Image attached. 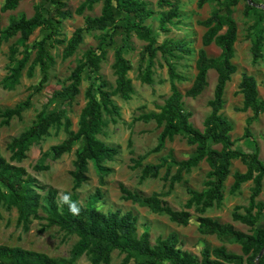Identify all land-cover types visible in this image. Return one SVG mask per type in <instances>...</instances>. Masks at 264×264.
<instances>
[{"label":"trees","instance_id":"trees-1","mask_svg":"<svg viewBox=\"0 0 264 264\" xmlns=\"http://www.w3.org/2000/svg\"><path fill=\"white\" fill-rule=\"evenodd\" d=\"M3 1L0 10L7 12L16 10L23 0ZM40 1L42 3L35 6L32 17L25 14L13 16L5 28L1 26L0 15V42H8L19 36L10 50L13 65L1 82L4 89L13 90L20 83L32 56L28 42L37 29L42 28L49 33L33 47L36 49V55L27 69V75L33 77L36 68L39 67L42 86L48 81L49 71L55 65V59L46 47V41L52 40L58 45L65 44L63 59H68L74 56L84 43L85 32L98 30L108 33L116 24V11L134 20L125 28L126 38L135 34L146 42L140 58L141 70L145 66L146 58H149V64L140 75L143 83H153V59L158 53L173 59L192 54V50L182 40L166 39L162 44H158L153 28L146 24L148 19L156 16L149 0H84L75 11L69 9L66 0ZM209 1L213 0H199L198 5L202 8ZM217 1L219 8L200 22L206 31L202 37V48L198 51L197 74L192 86L183 93L177 83L184 78L177 72L176 65L168 62L170 96L163 105L157 107L158 111L143 113L134 118V122L154 121L162 128L158 145L152 152H160L167 141H172L176 136H184L189 145L196 147L195 153L180 162L171 159L178 169L170 178L171 167L167 168L165 180L170 181V190L166 193L153 192L151 195H145L124 185H121L120 190L122 200L147 208L154 214L166 215L171 222L180 226L189 225L192 219L189 210L195 208L201 215L198 222L204 234L216 235L220 239L231 238L241 246L242 254L230 252L225 246L213 248L207 246L201 251V256H198L182 248L179 235L175 232L166 238L158 237L155 243H152L148 228L143 233H138V219L132 212L123 213L120 210L105 212L99 208L98 204L104 198L101 187L96 189L86 203L80 201L79 190L89 181L90 165L97 172L100 186H104L106 177L113 171L105 163L113 161L119 154L117 147L107 145L99 138L110 122L116 123L117 118L121 117V108L115 103L114 98L129 101L135 93L132 80L129 78L132 66L124 56L123 47L115 51L112 68L116 80L115 86L111 87L100 75L101 64L106 58L107 51L99 46L84 53L66 83L53 93V98L69 103L80 95L86 74L95 77L99 82L97 87L92 83L86 90L87 102L80 114L78 130H71L72 123L64 109L49 113L43 110L29 129L8 143L6 149L10 153V158L6 159L0 154V207L6 211L13 209L17 211V227H21L23 232H29L35 221H41L44 223L41 224L39 232L44 233L52 227H58L67 236H76L77 241L68 258L51 257L21 247L0 245V264H79L78 261L84 256L88 257L90 264H111L113 253L116 251L125 254L120 264H131L132 261L134 264H264V253L259 258L264 252V226H257L264 220V201L258 200L264 192V162L260 159L258 150L244 152L235 147L237 142L254 139L250 125L260 114H264V97L260 98L256 78L243 74L239 84L243 106L236 110L252 111L253 116L247 120L243 136L233 140L231 133L234 126L224 115L223 109L226 87L237 72L233 59L238 26L232 16V8L241 0ZM99 2H103L100 16H86L85 25L77 28L69 40L58 39L59 29L64 20L71 19L74 15L83 16L86 11H92ZM178 2L179 0L157 1V6L161 9L157 16L161 32H169V26H174L175 20L180 17ZM47 5L53 6V16L45 14ZM252 8L250 5L247 6V10ZM213 44L221 51L216 58L210 57L206 51V48ZM18 47L24 48L23 57L14 60V56L19 52ZM262 48L263 39L259 37L253 46L254 64L262 58ZM211 70L217 73V83L214 96L208 102L211 111L204 120L203 130H200L191 123L192 113L186 109L184 98L196 99L202 95L208 87V74ZM30 106L31 101L28 99L15 108L2 111L0 127L9 126L13 119L21 118ZM61 127L66 131L67 138L43 153L33 169L36 172L48 171L50 166L45 164L47 158L59 159L71 153L76 144L82 143L81 150L76 151L74 170L71 172L73 186L62 195L58 189L42 184L25 167L18 165L28 158V152L35 143L48 136L52 128ZM131 144L130 141L129 145ZM213 145H220L221 149H215ZM144 160L145 156L132 159L134 165L131 168L133 170L141 168L140 183L158 178L166 164V160L164 164H144ZM235 160H239L246 167L245 172L236 171L232 175L231 168ZM204 161L209 166L205 190L199 192L189 189L190 197L185 209H173L163 198L170 194L176 183L182 181V172H190ZM231 175L233 183L230 194H236L248 182L253 183L249 205L237 206L232 213L233 221L249 226L251 233H244L232 224H224L217 219L203 216L209 209L223 204L224 185ZM64 197L69 198L68 202H64ZM72 203L79 208L78 214L69 211V205ZM242 209L244 213L240 212Z\"/></svg>","mask_w":264,"mask_h":264},{"label":"rangeland","instance_id":"rangeland-1","mask_svg":"<svg viewBox=\"0 0 264 264\" xmlns=\"http://www.w3.org/2000/svg\"><path fill=\"white\" fill-rule=\"evenodd\" d=\"M84 0H66L70 10L75 11ZM151 8L156 12L154 18L146 21L150 25L157 37L158 44H162L166 39L182 40L187 43L192 50L191 55L180 59H173L162 56L158 53L153 59L152 68L153 83L146 84L140 79L144 68L149 64V58L143 69H140V58L146 42L140 40L135 34L126 38L125 28L132 18L126 14L116 11V24L111 27L108 33L106 31L85 32L84 43L80 46L77 53L63 59V50L65 44H54L52 40L46 41V47L55 59V65L49 71L48 81L40 86L42 74L37 67L33 77H28L27 69L35 58V44L42 41L49 33L48 30L39 28L31 36L28 46L32 51L31 61L23 72L20 83L13 89H4L1 82L9 73V68L13 65L10 56L11 47L16 44L18 37L10 39L8 42H0V113L6 109L15 108L20 103L30 99L31 106L24 111L21 118H15L9 126L0 127V154L6 159L10 158V153L6 147L8 143L22 132L30 128L39 113L46 110L48 113L58 109H64L66 116L72 123L71 130H78V123L81 111L85 106L86 90L93 83L96 87L99 82L93 76L86 74V79L81 85V93L72 102H63L60 99L53 98V93L60 90L66 83L74 68L82 60L84 53L90 48H98L107 51L106 58L101 64L100 75L111 87L115 86L116 77L112 65L117 48L123 47V53L129 60L132 70L129 78L132 80L135 93L131 100L125 101L115 97V103L121 108V117L117 122H110L104 133L99 138L107 145L117 147L119 154L113 161L105 163L112 168V173L106 177L105 185L100 186L99 177L96 170L90 165L89 181L79 190L80 201L86 203L88 198L94 194L97 188L101 187L104 193L103 200L98 204L99 208L105 212L120 210L123 213L132 212L138 219V233L141 234L148 228L151 234V241L155 243L158 237L166 238L170 233L175 232L179 235L182 248L198 256L204 247L225 246L227 250L236 254H242L241 246L235 243L231 238L220 239L216 235L204 234L199 226L198 217L201 215L195 211V208L189 210L192 219L188 226H180L170 221L169 217L163 214H154L147 208L139 207L131 202L124 201L121 198V185L130 190L139 191L145 195H151L153 192L166 193L170 190V181L165 180L167 168L171 167V176L175 175L178 166L172 162H180L190 158L196 151L195 146L187 143L184 136H176L172 141H167L165 147L160 152H152L158 145V138L162 128L152 121L145 123L142 121L134 122V118L151 111H158L157 107L164 104L171 94L170 77L168 72V62L174 63L177 72L183 76V80L177 83L179 89L185 93L193 84L197 74L196 61L198 51L202 48V37L206 29L200 24L207 19L213 11L219 8L217 0L209 1L202 8L199 7V0H179V15L174 26H169V32L163 33L159 30V20L157 16L161 9L157 6L158 0H149ZM223 2L225 0H219ZM42 3L40 0H23L14 11L1 12V26L7 27L10 18L19 14H25L32 17L35 13V6ZM4 1H0V9ZM253 8L247 10V6ZM103 2L94 6L92 11H86L83 16L74 15L73 18L64 20L57 36L61 40H69L73 32L85 25L86 16H100ZM233 18L238 26V38L235 44L234 65L237 72L232 76L225 92L224 115L232 122L234 130L231 133L232 139L236 140L243 136L247 127V120L253 116L252 111L239 112L236 109L243 106V96L239 93V84L243 74L252 75L258 82L260 98L264 97V0H241L233 8ZM45 14L53 16V6L47 5ZM262 37L263 48L262 58L256 64L253 63V46L257 39ZM127 39V41H125ZM128 43V44H127ZM19 52L14 56V60L23 57V47H18ZM210 57H218L220 49L216 45L206 48ZM217 83V73L211 70L208 74V87L196 99L184 98L185 107L192 113L191 123L198 129L203 130V123L209 115L211 109L208 105L210 99L214 96V89ZM2 119L0 118V123ZM250 131L254 139H245L237 142L235 147L244 152H259L260 159L264 162V114H260L256 120L252 121ZM67 138V133L63 127L52 128L48 136L35 143L28 152V158L19 166L25 167L28 172L38 178L42 184L52 186L58 189L61 195L70 191L73 186L71 172L74 170V161L76 151L81 150L82 143H78L69 154H65L59 159L47 158L45 164L50 166L48 171L36 172L33 167L54 145L62 143ZM131 141V145L129 142ZM215 149H221L220 145H213ZM145 156L144 164H164L160 175L156 179H147L140 183L141 168L133 170V158ZM172 159V160H171ZM208 164L204 161L190 172H182V181L176 183L170 194L163 198L175 210H184L185 204L190 197L189 189L199 192L205 190L207 181ZM232 175L236 171L245 172L246 167L235 160L232 164ZM230 176L224 185V201L220 207L209 209L203 216L219 220L224 224H232L237 230L244 233H251V228L240 222L233 221L232 213L235 207H247L252 194L253 183L244 184L236 194H230V187L233 183V176ZM169 178V179H170ZM258 200L264 201V192ZM244 213V210H240ZM2 219H0V245L11 247H21L23 249L45 253L51 257L68 258L70 251L77 241L76 236H67L60 231L58 227H52L48 231L41 233L39 229L44 222L35 221L29 232H23L21 227H17V211H6L0 207ZM264 226V220L257 224ZM125 254L116 251L113 253L111 264H120ZM79 264H90L88 257L84 256ZM134 264V261L131 262Z\"/></svg>","mask_w":264,"mask_h":264},{"label":"clouds","instance_id":"clouds-1","mask_svg":"<svg viewBox=\"0 0 264 264\" xmlns=\"http://www.w3.org/2000/svg\"><path fill=\"white\" fill-rule=\"evenodd\" d=\"M64 202H68V197H64ZM69 211L73 214H78L79 208L76 206V204L72 203L69 205Z\"/></svg>","mask_w":264,"mask_h":264},{"label":"water","instance_id":"water-1","mask_svg":"<svg viewBox=\"0 0 264 264\" xmlns=\"http://www.w3.org/2000/svg\"><path fill=\"white\" fill-rule=\"evenodd\" d=\"M249 1H250V0H249ZM263 253H264V252H262V253L259 255V258H261V257H262Z\"/></svg>","mask_w":264,"mask_h":264}]
</instances>
